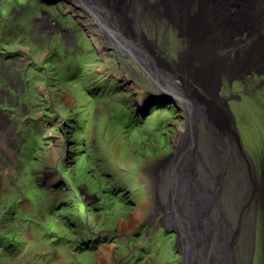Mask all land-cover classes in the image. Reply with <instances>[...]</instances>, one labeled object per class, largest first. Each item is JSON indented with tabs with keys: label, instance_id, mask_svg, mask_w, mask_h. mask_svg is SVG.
I'll return each instance as SVG.
<instances>
[{
	"label": "rangeland",
	"instance_id": "obj_1",
	"mask_svg": "<svg viewBox=\"0 0 264 264\" xmlns=\"http://www.w3.org/2000/svg\"><path fill=\"white\" fill-rule=\"evenodd\" d=\"M18 1L22 5H16ZM114 1L115 11L127 15L123 11L129 0ZM138 1L144 4L138 12L140 17L136 15L139 31L151 41L148 44L155 47L159 60L190 70L194 76H201L205 85L215 80L214 92L217 94L219 89L216 97L223 102L219 111L213 106L217 99L208 87L194 85L193 98L196 105H205L213 118L220 114L225 128L234 129L241 149L252 161L253 181L258 188L237 203L240 207L247 205L236 214L233 227L234 235L238 232L241 237L237 238L236 264H264V195L260 191L264 184V67L250 65L242 71L227 65L231 60L236 64L253 42L248 38L234 44L226 38L212 52L226 67L217 75L216 70L213 77L204 70L206 61L195 62L193 54L198 47L190 45L184 34L185 23L180 26L175 18L154 14L150 4L158 0ZM204 1L212 5L217 2ZM80 12L76 3L47 8L39 0H0V232L10 229L11 223L4 221L18 216L16 228L20 229L15 235L20 236L17 242L21 246L17 254L11 247L0 245L4 249L0 264H176L183 260L177 250L180 233L167 221L168 206L161 190L169 175L165 174L168 166L185 143L183 134L191 131L188 111L170 96L157 101V105L156 101L141 103L146 91L158 90L154 79L121 46L116 47L100 32H89L96 51H88L90 38L76 24L79 18L75 15ZM255 12H248L251 26H255L258 16ZM45 15L62 21L64 28H70L69 35H51L59 29L40 25ZM129 16L133 15L125 16L122 26L132 33L135 26L128 21ZM186 18L192 21L194 17L188 14ZM261 19L264 35L263 15ZM224 22L231 26L238 21L227 16ZM232 36L235 40L238 37ZM30 44L33 55L26 53ZM20 68H26L25 72L16 70ZM70 72L77 81L84 82V90L79 82H65ZM90 95L96 101L91 102L92 98L87 97ZM208 99L216 101L209 104ZM136 102L142 106L135 111ZM151 105L155 110H149ZM162 107L167 108L158 117L156 108ZM80 120L86 125L83 133L76 132ZM121 121L126 127L122 128ZM39 129L43 138L40 149L30 151L26 143ZM115 184L119 190H114ZM84 201L94 210H89V204L83 206ZM50 202L54 204L51 209ZM63 204H68L69 212L58 216ZM242 210L249 213L243 223ZM33 215L37 220L24 219ZM49 221L62 230L54 231L53 239L45 236L51 233L46 226ZM64 225L70 232L61 229ZM80 228L90 231L83 236ZM57 234L66 242L81 237L83 244L79 249L74 244L69 246L70 241L65 246L61 241L52 246L51 242L60 237ZM87 240L99 242L91 248L85 244Z\"/></svg>",
	"mask_w": 264,
	"mask_h": 264
},
{
	"label": "bare ground",
	"instance_id": "obj_2",
	"mask_svg": "<svg viewBox=\"0 0 264 264\" xmlns=\"http://www.w3.org/2000/svg\"><path fill=\"white\" fill-rule=\"evenodd\" d=\"M75 1L84 8L81 11L89 28L102 33L116 47L121 46L128 56H134L148 75L155 79L154 85L161 89L159 92L172 94L175 102L188 111V129L191 131L183 134L185 143L178 149L176 158L165 172L167 175L174 174L176 178L172 181L170 177L169 180H163L166 185L161 190L167 198L168 194L174 193L180 198L176 204L175 201L173 203L179 206L180 219L173 213L168 221L179 227L181 247L186 251L189 261L196 264H236V253L239 249L237 238L241 237L238 232L234 235L233 227L236 214L247 205L240 207L237 203L258 188L253 181L255 170L252 161L246 156L244 149H241L234 129L229 130L220 123V114L217 116L219 118H213L205 105H196L192 88L196 84L205 87L209 82L205 85L204 80H200L202 77L197 74L194 76L190 70H182L159 60L155 47L148 44L151 41L139 31V18L137 21L136 15L140 17L138 12L144 5L140 1L130 0L123 11V14L133 15L128 18L135 26L132 33L126 32L122 26L123 18L127 15L123 17L119 11L116 12L111 0ZM241 1L217 0L212 5L204 0H158L155 4H150V10L158 16L171 20L175 18L180 26L185 23L184 34L190 45L198 47L197 51L194 48L195 62L201 60L204 64L206 61L204 65L208 66L204 70L213 76L216 70V75L221 72L226 63L218 62L212 52L219 49L228 37L234 44L248 38L253 42L250 48L242 51L237 65L232 60L230 65L227 64L231 70L245 71L250 65L264 67V35L261 31L264 0L259 3L262 12L255 13L258 15L254 19L255 26L250 25V10ZM188 14L194 17L192 21L186 18ZM227 16H232L238 22L231 26L227 22L226 25L224 19ZM237 23L239 26L234 28ZM232 35L238 36L236 40ZM212 82L215 83V80ZM216 105H223L222 100L218 98ZM260 191L264 195V184ZM243 210L242 223L248 220L249 215L248 211Z\"/></svg>",
	"mask_w": 264,
	"mask_h": 264
},
{
	"label": "trees",
	"instance_id": "obj_3",
	"mask_svg": "<svg viewBox=\"0 0 264 264\" xmlns=\"http://www.w3.org/2000/svg\"><path fill=\"white\" fill-rule=\"evenodd\" d=\"M31 5H33V8L32 9H34V11H36V9H35V4H34V1L31 3ZM50 61V60H49ZM67 76H68V74H67ZM69 78L68 79H74L73 77H74V74L72 73V72H70L69 73ZM68 79L67 80H65V81H68ZM80 132H82V131H80ZM34 136V137H33ZM39 142H40V137H39V133L38 134H36V131H33V134H32V138H30V142H29V144H28V149L30 148V151H34V149H36L35 151H37V150H39V147H38V145H39ZM29 153V151H27V154ZM35 153V152H34ZM30 158V157H29ZM34 160V159H33ZM72 179V178H71ZM115 188H114V190H119V185H117V184H115V186H114ZM36 191H37V189H35ZM77 194H78V197H81V190H78L77 192H76ZM83 199V198H82ZM66 201V200H65ZM64 202V201H63ZM89 204V203H88ZM88 204H87V202L86 201H84V203L82 202V205L84 206V205H86V206H88ZM54 204H53V202H50V204H49V208L51 209L52 208V206H53ZM63 210L61 211V212H59L58 213V216L60 215V216H63V214H65V212L67 213V212H69V210H67L68 209V204H63ZM89 210H91V211H93L94 209L92 208L91 209V206H90V204H89ZM65 211V212H64ZM0 215H1V213H0ZM54 215V214H53ZM22 216L23 215H20V217H19V219L20 218H22ZM25 220H29V221H27V222H30V221H35V219H36V217L33 215V216H31V219H27V218H24ZM37 220V219H36ZM19 221H18V216L16 217L15 216V218H14V220H10V222L9 221H4V223H11V226H10V229L8 230V232H6V231H3V232H0V233H2V234H0V245L1 246H4L5 248H10L11 247V251H13V253H17V254H19L20 252H21V246H19V242H17V239L18 238H20V236H17L16 237V235L15 234H18V229H20L19 227L20 226H18V228H16V225L18 224L19 225V223H18ZM65 222V221H64ZM44 223H46L45 221H44ZM47 228H49L50 229V232L51 233H45V236H49V237H51V239H53V237H56V236H53V233H54V231H62V230H58L59 228L56 226V225H54V224H52V223H50V221L47 223ZM66 229V231H64V232H70L69 231V229L68 228H66L65 227V225L64 226H61V229ZM87 229V228H86ZM80 231H82V232H79V234H81V235H83V236H85L86 234H88L89 232L88 231H90V230H85L84 228H80L79 229ZM22 234V233H21ZM20 234V235H21ZM78 234V235H79ZM12 236H14L16 239H12L11 237ZM57 236H60L57 240H54L53 242H51L52 243V246H54V244L56 245V244H58V243H60V241H61V245H63V246H65V243H70V245L69 246H71L72 247V245L74 244L76 247H77V249H79L80 248V246H82V244H83V241H82V238L80 237V239H76L75 238V240H72V239H70V238H68L67 239V242L63 239V236L60 234H57ZM72 236H75V235H72ZM80 236V235H79ZM90 237V236H89ZM88 236L86 237V239L87 238H89ZM98 238H99V236H98ZM23 239V238H22ZM45 239V238H44ZM50 239V240H51ZM70 241V242H69ZM50 242V241H49ZM87 242V243H86ZM85 242V244H89L90 246H91V248H95L96 246H97V244H98V240H96V241H94V242H92L91 243V241H86ZM11 244V245H10ZM73 245V246H74ZM0 246V252L2 251V253L4 252V249L2 248ZM74 246V247H75ZM50 258V257H49ZM48 259V258H47ZM46 259V260H47ZM55 260V259H54ZM49 261V260H48Z\"/></svg>",
	"mask_w": 264,
	"mask_h": 264
},
{
	"label": "water",
	"instance_id": "obj_4",
	"mask_svg": "<svg viewBox=\"0 0 264 264\" xmlns=\"http://www.w3.org/2000/svg\"><path fill=\"white\" fill-rule=\"evenodd\" d=\"M42 4H45V5H47V6H54V5H56V4H59V3H73V4H75L74 2H73V0H39ZM111 1H113V2H115L114 0H111ZM243 1H245V3H244V5L246 6V8L248 9V10H252L253 12H255V11H260V12H262V10L261 9H259V3H260V0H243ZM242 1V2H243ZM77 4V3H76ZM81 14H77L76 13V15H75V18H79V23H80V25H81V27L82 28H84V30L89 34V32L91 31V32H93L94 33V30H92L91 28H89L88 27V24H86V21H85V17H84V14H83V12L81 11L80 12ZM256 13V12H255ZM90 35V34H89ZM133 58H134V56H132ZM136 61H137V59L136 58H134ZM138 62V61H137ZM141 66V65H140ZM141 67H143V66H141ZM145 69V68H144ZM146 70V69H145ZM147 72V71H146ZM172 95V94H171ZM171 95L169 94V93H167V92H159V91H147L146 93H145V95H144V98H145V100H146V102H154V101H157V100H161V99H163V97H165V96H170L171 97ZM172 176H174L173 174L171 175V178H172ZM169 189H170V187H169ZM172 189H174V188H172ZM169 191V190H168ZM169 195V197L171 198V201L169 202V204H168V206L170 207V208H172V210H169V212H167V216H169V219H171L172 218V216L170 215V214H175L176 215V218L179 220L180 218H179V216L177 215V212H179L180 210H179V206L178 205H175L177 202H178V200L180 199L179 198V196L178 195H176V193H174V194H168ZM175 195V196H174ZM174 197H176V198H174ZM174 201H175V204H173L174 203ZM173 211V212H172ZM178 229H179V227H178ZM179 231V232H178ZM177 233H178V235H179V233H180V236H181V231H180V229L179 230H177L176 231ZM179 237V236H178ZM180 238V242H179V247H180V249H178L177 247V250H179L180 251V253L182 254V258H183V260H179L176 264H196V262H191V261H189V258H187V256H186V251L184 250V248L183 247H181V244H182V237H179ZM195 253H196V250L194 251ZM195 253H194V255H195Z\"/></svg>",
	"mask_w": 264,
	"mask_h": 264
}]
</instances>
